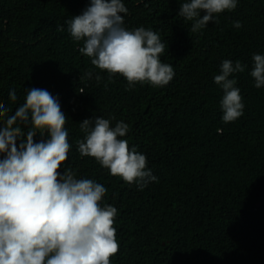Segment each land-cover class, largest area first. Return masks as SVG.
Listing matches in <instances>:
<instances>
[{
  "label": "trees",
  "instance_id": "obj_1",
  "mask_svg": "<svg viewBox=\"0 0 264 264\" xmlns=\"http://www.w3.org/2000/svg\"><path fill=\"white\" fill-rule=\"evenodd\" d=\"M123 2V26L151 29L164 43L161 62L175 71L166 86L129 87L120 75L109 81L79 52L83 42L71 38L66 20L90 0H0V102L14 115L33 87L58 98L71 144L60 171L104 185L101 205L118 210L120 247L111 264H264V87L250 75L253 54L264 55V0H238L197 33L178 15L183 0ZM225 59L245 66L230 77L244 109L229 123L214 82ZM88 71L93 77L80 79ZM99 116L113 127L129 125L124 138L146 155L157 181L139 190L80 156L78 141L86 135L80 123ZM41 139L46 132L34 136ZM22 142L18 137L17 146Z\"/></svg>",
  "mask_w": 264,
  "mask_h": 264
},
{
  "label": "clouds",
  "instance_id": "obj_2",
  "mask_svg": "<svg viewBox=\"0 0 264 264\" xmlns=\"http://www.w3.org/2000/svg\"><path fill=\"white\" fill-rule=\"evenodd\" d=\"M238 0H183L178 15L190 21L189 31L197 33L220 13L236 9ZM128 9L123 0H90L82 14L66 20L74 41L83 42L79 52L91 58L95 68L106 71L108 80L120 75L129 87L147 83L166 86L175 76L171 64L161 62L165 45L159 34L143 26L129 30L124 25ZM204 12V15H201ZM234 27H242L240 21ZM58 30L63 31V27ZM250 72L256 88L264 87V55L253 54ZM239 60L222 61L214 82L223 90L222 120L234 122L243 115L244 104L233 73L243 72ZM88 71L80 79H90ZM102 77L97 74L95 80ZM9 100H17L9 91ZM0 102V264H111L119 252L115 225L118 210L101 205L107 188L89 178H76L67 169L66 114L58 98L46 89L27 90L14 115ZM19 122V123H18ZM20 124L26 126L25 133ZM86 135L78 141L81 157L88 156L109 174L139 190L157 181L148 168L145 154L129 146V125L119 121L113 127L102 116L80 123ZM39 132L47 139L34 141ZM23 142L17 146V138Z\"/></svg>",
  "mask_w": 264,
  "mask_h": 264
}]
</instances>
